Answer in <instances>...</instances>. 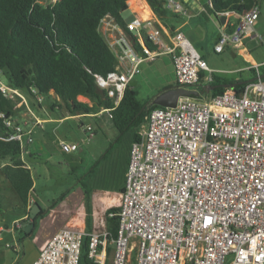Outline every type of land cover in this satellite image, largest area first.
Listing matches in <instances>:
<instances>
[{"label": "built area", "instance_id": "1", "mask_svg": "<svg viewBox=\"0 0 264 264\" xmlns=\"http://www.w3.org/2000/svg\"><path fill=\"white\" fill-rule=\"evenodd\" d=\"M164 7L187 15L177 0H166ZM232 14L217 16L228 19ZM258 16L254 4L236 22L220 26L214 52L238 45ZM125 31L128 34L115 40L120 52L114 70L106 77L96 76L97 86L114 107L139 66L161 55L171 56L177 86L198 90L211 84L206 61L181 32L166 43L156 22L139 18L126 23ZM0 91L20 106L21 93L2 81L1 70ZM42 100L36 96L37 102ZM103 111L111 118L109 109ZM0 117L13 131L9 140L18 141L24 151L31 135L24 138V128L14 118ZM86 132L90 140L91 128ZM56 143L65 153L78 148ZM116 207L118 229L111 239L110 264H130L132 252L133 264H264V81L259 75L240 92L226 89L204 99L180 98L175 108L151 110L145 132L131 144L124 191ZM3 231L0 227V234ZM84 237L89 238V259L103 264L108 233L71 229L48 238L32 264H79ZM6 248L20 251L16 243Z\"/></svg>", "mask_w": 264, "mask_h": 264}, {"label": "crops", "instance_id": "2", "mask_svg": "<svg viewBox=\"0 0 264 264\" xmlns=\"http://www.w3.org/2000/svg\"><path fill=\"white\" fill-rule=\"evenodd\" d=\"M177 1L183 5L187 12L186 16L168 12L166 16L159 18L145 0H129L121 16L124 11H128L130 19L126 20L122 16L123 25H121L107 15L100 21L98 32L116 57L120 49L115 45V40L121 34H128L125 31V24L134 18L150 19L159 25L166 43H169L173 34L181 32L206 61L212 75L226 81L228 85H234L227 89H233L238 85L244 86L256 80L257 74L264 81V73H262L264 0H254L259 9V16L241 42L238 45L225 46L221 53L214 52L219 28L227 26L231 21L236 22L239 14L233 11L234 14L230 18H224L221 22L222 17L213 15L208 0ZM112 25H116V28L113 29ZM226 28L229 30L230 26ZM160 57H163L161 63L168 71V77L163 83L172 87L176 83L171 56L161 55L157 58ZM133 81L136 83L133 87L136 88L138 79ZM21 95L23 99L20 101V106H16L18 109L14 119L23 126L24 138H27L29 134L32 137V142L26 144L24 151L21 152V160L31 172L33 185L26 208L20 204L13 193L5 199L7 202L3 203L0 212V227L4 228L0 234V261L4 259L2 250H7L6 245L16 243L20 246V251L13 252L18 260H21L20 263L32 264L37 259L43 243L61 229L97 234L107 232V211L117 208L118 200L124 191L130 147L134 141L132 133L129 151L124 159H119V153L115 152L107 165H100L107 154L111 153L113 146L119 142L121 136L103 109L96 114L71 115L67 105L53 93L43 97L41 102ZM77 100L91 105L84 96H78ZM87 119L98 122V129L104 136L101 148L94 146L96 141L94 145L92 144L97 134L92 124L85 122ZM64 124H68L67 128L70 131L77 124L86 137H88L86 128L90 127L93 137L89 141L80 139V143H76L75 140L68 138L63 128ZM105 126L109 127L105 128ZM144 127V130L143 126L140 131L136 130L140 136L146 130V125ZM107 130L118 132L117 139L110 140L105 134ZM57 141L74 143L78 148L74 152L65 153L57 145ZM1 162L3 161H0V174H2V180L8 183L3 169L9 162L3 164ZM34 205H38L39 210L36 209L37 217L34 227H31L27 222H32L29 214ZM16 221H22L19 228L14 227ZM107 246L111 249L109 253H107ZM107 246L102 256L104 255V262L110 263L113 244Z\"/></svg>", "mask_w": 264, "mask_h": 264}, {"label": "trees", "instance_id": "3", "mask_svg": "<svg viewBox=\"0 0 264 264\" xmlns=\"http://www.w3.org/2000/svg\"><path fill=\"white\" fill-rule=\"evenodd\" d=\"M129 0H58L42 5L38 0H0V70L1 79L10 88L26 97L44 98L53 93L67 105L71 115L96 114L109 109L114 128L124 134L147 123V116L156 105L147 106L137 100L134 87H127L117 107L107 93L96 83V76L106 77L114 70L116 57L98 32L100 21L107 15L123 25L122 12ZM153 13L162 18L167 15L165 0H145ZM214 16L224 11L243 14L254 0H210ZM171 13V12H169ZM173 14V13H172ZM149 49L153 46L147 42ZM264 73V68L262 69ZM226 81L213 76L211 85L218 86L207 98L222 94ZM170 88V87H169ZM243 85L233 88L240 92ZM86 97L91 105L79 102ZM16 104L0 91V114L15 118ZM13 134L3 125L0 117V161L8 160L3 173L13 195L26 208L32 189L31 172L21 160L18 141L9 140ZM140 135L133 132V141ZM3 194L0 192V212ZM117 208L107 211V245L116 235ZM107 246V253L110 252ZM89 238L82 240L79 264H97L88 257ZM103 264H110L105 261Z\"/></svg>", "mask_w": 264, "mask_h": 264}, {"label": "rangeland", "instance_id": "4", "mask_svg": "<svg viewBox=\"0 0 264 264\" xmlns=\"http://www.w3.org/2000/svg\"><path fill=\"white\" fill-rule=\"evenodd\" d=\"M39 3L42 5H47V4H53L58 0H38ZM123 18L126 20H129V12L124 11L123 13ZM163 57H160L159 59L157 58L156 61H149L141 64L139 66V72L138 74L134 77V79H138V85L136 86V91H137V100L140 104H145L150 98L161 92L165 88H169V86L165 85L164 80L167 79L168 77V71H166V68L164 65L161 63ZM2 80L5 82V79L2 78ZM36 101V100H35ZM36 104V102H35ZM85 122H88L92 124L94 131L96 132L97 136L93 139V143H96L94 145L96 148H101V145L103 143L104 136L101 133V130H99L97 126V121L94 119H87ZM96 122V123H95ZM68 124H64L63 128L65 129V132L68 136L69 139L75 140L76 143H80V139L83 141H89L87 137L85 136L83 130L77 125V124H72L74 125L73 129L70 131L67 127ZM109 126H105V128H108ZM141 127L137 129H132L124 134H121L119 138V142L113 146L111 149V153L107 154L106 159L101 161L100 165H107L112 158V155L117 152L119 153V159H124L129 151V143H130V138L132 136V133L136 130L140 131ZM145 129L143 125V130ZM63 131V130H61ZM106 136L109 137L110 140L114 141L117 139L118 132L113 131V130H107L105 132ZM99 139V140H98ZM96 141V142H95ZM86 143V142H85ZM8 160H4L3 163H8ZM1 162V164H3ZM106 168V166H105ZM34 173V171H32ZM2 174H0V192L5 195V197L2 199V203H6L7 200L5 199L9 198L8 196L12 195L11 188L9 187V184L5 181L2 180ZM10 194V195H9ZM4 218V217H3ZM9 222V221H8ZM1 223V222H0ZM7 250L4 251L2 250V254L4 256V261L1 260L0 263L3 264H21L20 261L17 258V255L9 248H6ZM131 261L130 264H133L134 258H135V252L131 253Z\"/></svg>", "mask_w": 264, "mask_h": 264}, {"label": "water", "instance_id": "5", "mask_svg": "<svg viewBox=\"0 0 264 264\" xmlns=\"http://www.w3.org/2000/svg\"><path fill=\"white\" fill-rule=\"evenodd\" d=\"M220 21L223 22L224 18H220ZM135 81H130L129 86H135ZM224 88H232L234 85H221ZM218 86L216 85H204L202 88L188 89L181 86L174 85L170 88L164 89L152 98H150L141 108V110L145 109L147 106L156 105L158 107H166V108H175L177 102L180 98H194V99H204L206 95L210 92L214 91ZM36 209L39 210L38 205H34L30 211V219L32 222H27V224L31 227H34L35 219L37 217Z\"/></svg>", "mask_w": 264, "mask_h": 264}]
</instances>
